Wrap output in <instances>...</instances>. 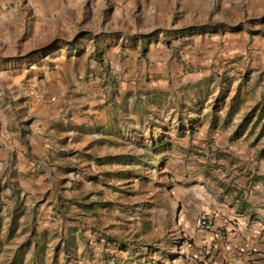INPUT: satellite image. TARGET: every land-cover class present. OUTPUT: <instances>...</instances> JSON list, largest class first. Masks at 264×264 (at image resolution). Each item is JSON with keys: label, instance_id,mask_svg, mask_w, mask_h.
<instances>
[{"label": "rangeland", "instance_id": "374dc122", "mask_svg": "<svg viewBox=\"0 0 264 264\" xmlns=\"http://www.w3.org/2000/svg\"><path fill=\"white\" fill-rule=\"evenodd\" d=\"M186 2L0 0V145L11 133L31 130L29 101L43 89L45 69L59 61L76 62L66 79L74 89L90 84L79 65L87 72L91 61L104 63L107 51L113 61L118 50L127 49L140 59L152 43L180 41L183 48L215 31L225 33L221 20L230 21L229 30L247 26L250 41L264 42V12L262 20L242 24L222 0H211L210 10L194 18ZM138 48L143 54L135 53ZM115 70L108 65L99 90L94 89L104 116L87 124L89 148L75 149L43 189L34 176L37 191L23 196L15 170L22 152L0 147V233L12 236L22 220L30 225L18 234L24 239L16 246L17 264L28 258L29 264H165L169 256H179L176 246L184 235L177 226L178 197L186 189L199 191L202 170L222 167L202 163L205 149L195 142L202 122L222 107L223 92L214 95L210 84L192 83L122 99L124 80L112 75ZM226 73L208 79L217 86ZM181 77H175L177 84ZM42 222L56 227L36 229Z\"/></svg>", "mask_w": 264, "mask_h": 264}, {"label": "crops", "instance_id": "0c3cea01", "mask_svg": "<svg viewBox=\"0 0 264 264\" xmlns=\"http://www.w3.org/2000/svg\"><path fill=\"white\" fill-rule=\"evenodd\" d=\"M208 1L201 4L187 0L185 7L195 18L210 10L211 0ZM222 5L230 11L231 18L242 24L263 19L264 0H222ZM219 24H225V33L215 31L183 48L180 41L172 45L152 43L140 59L127 49L118 50V56L111 61L107 51L103 64L91 61L87 72L80 70L85 68L83 64L79 65L80 74H89L90 84L78 83L74 89L66 85L68 75L75 70L74 60L59 61L53 69L46 68L43 89L34 92L32 102L29 101L31 130L11 133L8 140L1 138L5 145L0 147L10 153L16 149L22 152L15 170L23 196L37 191L32 183L34 176L38 188L43 189L46 180L56 179L58 169L75 149L90 145L87 124L104 116L99 105L102 101L94 89L99 90L108 65L116 68L111 72L113 76L124 80L122 99L128 95L144 98L151 90L180 85L189 88L196 83L203 88L210 84L214 95L223 92V104L209 121L202 122V136L195 144L205 149L202 163L222 167L213 172L202 170L199 191L191 188L179 195L177 226L184 238L176 246L179 256L173 254L164 263L264 264V42L250 41L247 26L236 31L228 29L232 26L230 21L221 20ZM260 26L264 27L263 21ZM135 53L143 54L142 48ZM220 70L227 73L215 86L216 82L211 84L208 78ZM178 73L181 84L175 81ZM49 92L56 99H51ZM36 164L38 172L34 174ZM204 217L211 222L208 231L199 228ZM19 225L13 227L12 236L5 235V231L0 233V245L6 246L0 250V264H17L19 260L16 246L24 238L18 234L30 228L23 220ZM37 225L36 229L42 231L56 227L54 222ZM220 233L226 235L223 242L217 239ZM29 261L23 259L22 264Z\"/></svg>", "mask_w": 264, "mask_h": 264}, {"label": "built area", "instance_id": "2783aa9c", "mask_svg": "<svg viewBox=\"0 0 264 264\" xmlns=\"http://www.w3.org/2000/svg\"><path fill=\"white\" fill-rule=\"evenodd\" d=\"M199 228L203 231H208L211 228V222L207 217L202 218L199 221ZM219 241H225L226 240V235L224 233H220L218 234V238Z\"/></svg>", "mask_w": 264, "mask_h": 264}, {"label": "trees", "instance_id": "16d2710c", "mask_svg": "<svg viewBox=\"0 0 264 264\" xmlns=\"http://www.w3.org/2000/svg\"><path fill=\"white\" fill-rule=\"evenodd\" d=\"M193 30H195V29H193Z\"/></svg>", "mask_w": 264, "mask_h": 264}]
</instances>
